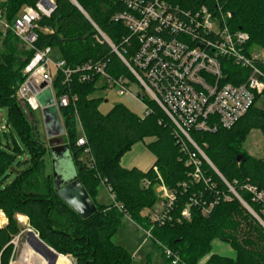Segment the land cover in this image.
<instances>
[{
  "label": "trees",
  "instance_id": "16d2710c",
  "mask_svg": "<svg viewBox=\"0 0 264 264\" xmlns=\"http://www.w3.org/2000/svg\"><path fill=\"white\" fill-rule=\"evenodd\" d=\"M38 1L5 0L2 7L11 23L24 6H35ZM76 1L79 6L72 0H55L51 16H43L39 21L41 29L35 49L22 44L11 30L5 34L0 31L3 36L0 105L8 107L7 124L21 135L32 154L29 166L17 171L16 180L3 187L5 173L16 157L0 147V226L4 224L3 217L7 221L0 227V264L10 263L14 252L11 241L22 231L18 214L28 218L45 243L61 256L71 261L65 255L75 258L77 264H131L133 256L112 240L125 218L143 229L152 227L154 239L171 248L186 264H199L212 251L215 239L228 243L236 258L214 254L209 260L211 264H264V203L255 201L253 193L244 187L249 184L264 192V158L251 156L242 149L252 129L264 133V110L253 105L232 128H221L217 133L192 132L196 144L212 164L200 155L202 179L195 181V166L189 163V156L177 143L174 124L156 103L150 101L152 112L148 115H138L122 103L103 113L100 110L103 99L94 95L99 89L97 80L80 81L82 71L77 69L89 61L104 63L106 72L113 78L129 75L120 56L100 32L118 48L122 38L130 33L121 21L114 19L124 10L120 1ZM167 1L183 11L203 6L231 11L230 28L250 35L249 49H264V0ZM48 46L58 49L67 66L75 70L68 81L58 72L54 88L57 97L67 94L70 98L69 106L60 108L65 144L70 147L78 179L97 207L86 219L58 196L54 176L44 175L46 148L36 123L27 117L18 100L19 87L27 78L26 65L36 49ZM227 63L224 82L243 83L249 71ZM79 127L87 138L86 145H78ZM146 138H155L148 144L157 157L155 165L147 171L123 168V155ZM86 147L90 149L93 166L84 160ZM190 149L194 147L190 145ZM14 150L21 149L14 146ZM103 182L114 197L112 204L97 201L98 187ZM162 183L175 193L176 199L169 219L163 224H153L152 210L159 201L156 186ZM194 199L197 204H193ZM212 204L209 213L204 214L203 209ZM187 206L190 219L183 216ZM165 260L170 264L169 259L165 257ZM58 263L65 264L62 257ZM147 264H153L151 258Z\"/></svg>",
  "mask_w": 264,
  "mask_h": 264
},
{
  "label": "built area",
  "instance_id": "2783aa9c",
  "mask_svg": "<svg viewBox=\"0 0 264 264\" xmlns=\"http://www.w3.org/2000/svg\"><path fill=\"white\" fill-rule=\"evenodd\" d=\"M4 1L0 0V31L11 30L26 47L35 49L41 29L39 21L43 16H51L55 0H39L35 6H24L11 23L2 7ZM72 1L79 6L76 0ZM117 1L123 4L124 10L114 19L123 23L129 36L122 38L118 48L100 33L130 74L113 78L106 72L104 63L89 61L77 69L82 71L79 79L82 82L96 79L97 84L103 81L104 89L113 88L120 96L132 95L143 104L145 115L152 112L150 101L156 103L174 124L176 141L189 156V163L195 166L193 179L199 181L202 179L200 155L211 162L196 144L192 132L217 133L221 128L230 129L258 100L264 99V49H249L250 35L230 28L231 11H221L218 7L210 10L205 6L183 11L167 0ZM53 50L50 46L36 49L24 70L27 78L19 87L18 96L33 111L42 109L37 94L48 87L52 89L59 112L61 107L70 104L67 94L56 96L54 80L56 74L62 72L68 81L75 70L68 67L62 57H54ZM227 62L249 71L243 83L224 82ZM43 83H46L44 88ZM133 83L140 86L137 95L130 90ZM79 128L78 145H86L87 138ZM84 155H90L89 147L84 149ZM85 161L88 166L94 165L91 156ZM244 187L253 193L255 201L264 203V192L249 184ZM161 190L162 199L152 210L153 224H163L169 219L176 199L175 193L163 183ZM231 190L235 193L233 188ZM193 204H197L196 199ZM212 206L204 208L203 213L208 214ZM183 216L190 219L189 206ZM144 232L146 239L152 238L160 246L170 264H186L171 248L154 239L152 227ZM11 243L14 245L13 239Z\"/></svg>",
  "mask_w": 264,
  "mask_h": 264
},
{
  "label": "rangeland",
  "instance_id": "374dc122",
  "mask_svg": "<svg viewBox=\"0 0 264 264\" xmlns=\"http://www.w3.org/2000/svg\"><path fill=\"white\" fill-rule=\"evenodd\" d=\"M48 30V29H44ZM5 34V32H4ZM3 36H0V48L3 46L2 44ZM23 44V43H22ZM53 56L58 58L60 57V53L58 49L53 50ZM103 86V81H100L97 84V87L99 89L94 93L95 96L100 97L103 99V102L100 106V110L103 113L108 112L112 107L118 103H122L126 105L131 111L135 112L138 115H144L145 114V108L143 104L134 98L132 95H123L120 96L117 94L116 90L113 88L110 89H100ZM130 90L134 95H137L141 89L140 86L136 83H133L130 87ZM21 103L22 107L26 110L27 117L32 121V123H36L37 125V131L38 135L40 137V140L42 141L44 147L46 148V154L43 158V173L44 175H53L54 174V163H53V157L52 153L50 151L51 148V140L47 137L46 129H45V122L42 114V109L33 111L30 109L29 106L26 105V102L18 99ZM255 106L264 110V99H260L255 103ZM8 121V107L7 106H1L0 105V147L4 149L7 152H12L15 155V160L13 161L10 168L5 173V177L3 178L2 186H8L11 185L17 178V171L25 169L32 161V154L30 150L26 147L25 142L21 135L12 127H10L7 124ZM79 134H81L80 128H78ZM65 135V134H64ZM62 135L60 137H57L54 143V146L58 145H64L65 144V136ZM10 145V146H9ZM14 146L17 148L19 147L20 151H15ZM13 147V150H12ZM242 149L246 151L251 156H254L256 158H264V133L261 130L252 129L250 133L248 134L247 138L242 144ZM87 155L84 156V160H87ZM68 163V168H66L65 178L70 179L75 173L76 168H74V165L71 164V162ZM14 171H13V170ZM42 179V176H41ZM162 184H159L156 186V192L158 194L159 201L162 199V190H161ZM97 201L100 204H112V196L109 192L107 186L104 183H100L98 187V193H97ZM156 204V205H157ZM247 208V207H246ZM248 209V208H247ZM249 210V209H248ZM250 211V210H249ZM259 219V218H258ZM18 220V216H17ZM19 226L21 227L22 231L19 235L14 236V261L17 259V261L20 259L22 251L24 252H33V248L31 247L30 243H26L27 235H26V228H32V226L29 224V220L27 218V225H24L19 221ZM145 232L144 229L141 228L136 222L130 219H124L122 225L117 230V232L112 237V240L114 243L124 246L129 253L133 256L131 264H147V256L146 254L150 253L152 254V258L154 261V264H167L165 257L163 256L162 249L158 246V244L152 239L147 238V242L140 247L141 243L145 240ZM217 239L213 240L212 242V251L205 255L200 261L207 259L205 264H211L209 262L212 255L217 254L214 251V247H216L213 243ZM223 243L224 245L228 243H225L221 240H217ZM230 246V245H229ZM231 247V246H230ZM137 248H141L137 256L134 255ZM221 255V254H217ZM225 256V255H221ZM230 257V256H226ZM230 258H236L230 257ZM28 260H30L29 264H35L29 257ZM65 264H72L68 258H64ZM28 264V263H27ZM47 264V263H46ZM59 264V263H58Z\"/></svg>",
  "mask_w": 264,
  "mask_h": 264
},
{
  "label": "water",
  "instance_id": "95a60500",
  "mask_svg": "<svg viewBox=\"0 0 264 264\" xmlns=\"http://www.w3.org/2000/svg\"><path fill=\"white\" fill-rule=\"evenodd\" d=\"M45 85L46 83H43L41 87L44 88ZM37 99L42 108L47 137L51 140L52 146L50 151L54 163L53 176L57 194L79 216L86 219L97 211V207L80 179H78L77 168L74 164L69 145L54 146V140L65 134V127L59 109L55 105V97L52 89L50 87L44 89L37 94ZM67 161L71 162L74 168H76V173L70 179L65 178L66 168H68ZM26 232L28 240L31 236H35V240L31 242L33 250L40 254L48 264H57L60 254L45 243L33 228H26ZM71 259L74 264H77L75 258L72 257Z\"/></svg>",
  "mask_w": 264,
  "mask_h": 264
},
{
  "label": "crops",
  "instance_id": "0c3cea01",
  "mask_svg": "<svg viewBox=\"0 0 264 264\" xmlns=\"http://www.w3.org/2000/svg\"><path fill=\"white\" fill-rule=\"evenodd\" d=\"M154 140H155V138H146L144 141H140V142L135 143L132 146V148L128 152H126L123 155V157L121 158L122 167L126 168V169L138 168V169H141L143 171H147L150 168H152L155 165L157 157L148 148V144L150 142L154 141ZM112 202H114V197L113 196H112ZM18 215H20V214H18ZM126 219H130V218H126ZM3 223L4 224L2 226H0V227H3L7 223V221H6V219L4 217H3ZM26 242L29 243L27 241V239H26ZM146 242H147V239L145 238V240L141 243L140 247L143 246ZM213 244L216 246V247H214L215 253L221 254V255H225V256H230V257H235L236 256V252L229 245H227V244L224 245L223 243H221L220 241H217V240L214 241ZM140 249L141 248H137V250L134 253L135 256H137V254L139 253L138 251H140ZM24 250H25V247H24ZM24 250L22 251L21 257H20V259L18 261H17V259L14 261V252H13V255L11 257V260H10L9 264H27V263L29 264L30 260H28V257L35 264H46V263L48 264V262L40 254H38L34 250H33V252L31 251V252H26V253L24 252ZM150 253L146 254L147 259L151 258L152 263L154 264L153 258L151 256L152 254H150ZM60 255H63V254H60ZM65 256H68V257L72 258L69 255H65ZM206 261H207V259H204L199 264H205Z\"/></svg>",
  "mask_w": 264,
  "mask_h": 264
},
{
  "label": "bare ground",
  "instance_id": "6f19581e",
  "mask_svg": "<svg viewBox=\"0 0 264 264\" xmlns=\"http://www.w3.org/2000/svg\"><path fill=\"white\" fill-rule=\"evenodd\" d=\"M18 219L21 221V223H23L24 225H27V217L25 216V215H22V214H20V215H18ZM30 240V241H29ZM27 239V241L30 243V245H31V242H33L34 240H35V236H31L30 237V239ZM27 243V242H26ZM60 257H62V259L64 260V256H61L60 255ZM60 257H59V259H60ZM59 259H58V261H59ZM69 259V258H68ZM58 261H57V264H58ZM69 261L72 263V264H74L70 259H69ZM64 262H65V260H64Z\"/></svg>",
  "mask_w": 264,
  "mask_h": 264
}]
</instances>
